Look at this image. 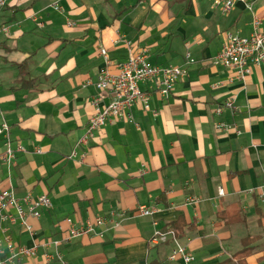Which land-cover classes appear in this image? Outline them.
Masks as SVG:
<instances>
[{"label": "crops", "instance_id": "obj_1", "mask_svg": "<svg viewBox=\"0 0 264 264\" xmlns=\"http://www.w3.org/2000/svg\"><path fill=\"white\" fill-rule=\"evenodd\" d=\"M249 5L237 2L223 14L210 0H7L0 122L9 125L12 146L26 151L10 164L0 160V191L51 200L29 220L32 235L18 223L7 225V234L25 245L60 240L66 264H180L168 258L173 241L148 240L181 218L175 236L194 256L190 264H264V66L241 80L211 63L226 33L248 35L254 14L264 21V0ZM124 41L147 49L152 64L184 66L186 52L194 62L165 99L153 82H139L155 115L136 103L133 123H107L81 145L95 93L83 84L104 64L101 48L112 61L128 56ZM226 100L236 109L223 107ZM219 122L241 133L217 130ZM4 143L0 135V152ZM188 197L200 201L187 205ZM151 203L160 211L135 215ZM112 211L123 213L118 226L63 241L67 219L80 224ZM43 252L6 264H59L46 263Z\"/></svg>", "mask_w": 264, "mask_h": 264}, {"label": "built area", "instance_id": "obj_2", "mask_svg": "<svg viewBox=\"0 0 264 264\" xmlns=\"http://www.w3.org/2000/svg\"><path fill=\"white\" fill-rule=\"evenodd\" d=\"M251 1L253 0H210V6L226 14L232 10L237 2H241L252 9V6L249 5ZM6 4L7 0H0V12ZM52 6L56 10L60 9L57 2H54ZM38 25H42V23H38ZM66 25L71 26L72 22L68 21ZM8 32L9 26L0 25V33L8 34ZM124 42L128 47V56L123 60L112 61L106 54V50L101 48L100 54L104 64L93 81L88 80L83 84V86L91 84L95 88V93L90 97L93 112L88 118L83 135L79 139L81 145H86L94 131L107 123L115 120L133 123L131 109L134 104L139 103L144 110H150L149 92L143 91L139 87V82H153V91L159 98L165 99L172 93L175 83L186 75L187 64L194 62L190 53L186 52L184 66L152 64L149 61L147 49L140 48L134 51L129 42ZM211 63L233 69L235 76L241 80L248 77L255 67L264 66V21L254 14L251 19V32L248 35L226 33L221 51L211 59ZM223 107L236 109L232 100L224 101ZM150 111L154 115L156 114V111ZM216 113H220V108L216 109ZM215 127L220 131H229L233 128L236 134L241 133L236 126L230 123L219 122ZM0 135L5 142V149L0 152V160L10 164L15 160L16 153L25 152L26 149L18 143L14 147L12 146L9 139V125L5 121L0 122ZM33 152L40 153L41 149L35 148ZM84 156L85 154H81L79 158L83 159ZM74 157H76L75 150L69 155V158ZM144 172L145 169L140 170V174ZM253 191V189H249L250 193ZM218 194L222 195V189H219ZM259 196L263 197L262 193ZM199 201L198 197H188L184 203L195 205ZM50 206L51 200L46 193L34 195L28 191L17 196L11 189L0 191V224H4L1 228L2 236H0V264L34 258L37 256L40 247L44 249L42 257L46 263L66 264L59 249L60 240H43L40 243L34 242L31 245H25L15 242L7 234V225L18 223L32 235L33 230L29 220L40 217L42 211ZM159 208L157 203L141 204L136 207L135 214L152 216L160 210ZM122 215V212L112 211L108 213L107 217L98 215L80 224L67 219L69 228L63 241L69 242L86 234L102 235L107 223L111 227L118 226ZM170 240L175 243V246L169 255V259H178L180 264H190L194 256L185 245L176 240L173 230L163 232L156 229L150 237V243L153 245L166 243ZM49 248L51 250H48Z\"/></svg>", "mask_w": 264, "mask_h": 264}, {"label": "rangeland", "instance_id": "obj_3", "mask_svg": "<svg viewBox=\"0 0 264 264\" xmlns=\"http://www.w3.org/2000/svg\"><path fill=\"white\" fill-rule=\"evenodd\" d=\"M99 52H100V51H99ZM106 54H107V51H106ZM100 55H101V54H100ZM107 55H108V54H107ZM108 57H109V56H108ZM213 57H214V56H213ZM213 57H212V58H213ZM116 61H117V60H116ZM178 66H179V65H178ZM82 135H83V134H82ZM80 138H81V137H80ZM159 209H161V208H159ZM159 211H160V210H159ZM159 211H158V212H159ZM155 214H156V213H155ZM155 214H154V215H155ZM135 215H136V214H135ZM152 216H153V215H152ZM152 216H141V217H152ZM155 230H156V229H155ZM158 230H160V229H158ZM166 230H173V229H171V228H167V229L160 230V231L165 232ZM173 231H174V230H173ZM174 232H175V231H174ZM152 233H153V232H152ZM151 235H152V234H151ZM151 235H150V237H151ZM175 235H176V233H175ZM150 237H149V240H148V241H149V244L152 245V246H157V245H153V244L150 243ZM170 241H172V240H170ZM166 243H167V242H166ZM161 244H165V243H161ZM158 245H160V244H158ZM174 246H175V243H174ZM173 248H174V247H173ZM173 248H172V249H173ZM172 249H171V251H172ZM187 249H188V248H187ZM188 251H189V250H188ZM170 253H171V252H170ZM169 255H170V254H169ZM168 258H169V256H168ZM170 260H171V259H170ZM175 260H176V259H175Z\"/></svg>", "mask_w": 264, "mask_h": 264}, {"label": "trees", "instance_id": "obj_4", "mask_svg": "<svg viewBox=\"0 0 264 264\" xmlns=\"http://www.w3.org/2000/svg\"><path fill=\"white\" fill-rule=\"evenodd\" d=\"M182 224V219H178L176 222L172 223V225L168 228H171L173 229L175 232H177L176 230H179L180 229V226Z\"/></svg>", "mask_w": 264, "mask_h": 264}]
</instances>
